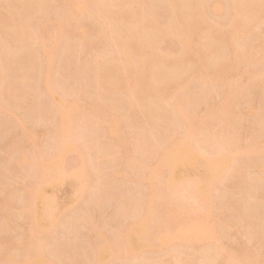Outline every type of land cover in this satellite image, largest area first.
<instances>
[{
	"label": "rangeland",
	"instance_id": "obj_1",
	"mask_svg": "<svg viewBox=\"0 0 264 264\" xmlns=\"http://www.w3.org/2000/svg\"><path fill=\"white\" fill-rule=\"evenodd\" d=\"M4 1L10 5L4 6L5 9L3 6L0 7V17H3L0 18V20L3 19L0 22H2V25L5 24L0 27L4 29L3 27H6L7 24V26L14 28V30H10L9 26L6 28L10 32L8 38H12L11 35L19 33L21 28L23 29L21 34H24V30L30 31V34L29 32L28 34L33 37L30 36V40L26 37L28 41H25L24 44L21 43V39L25 34L28 35L27 32L22 37L18 34L15 35L16 38L20 36L18 41L12 38V40L15 39L14 41L17 44H14V41L12 43L11 39L7 42L8 40L5 39L7 36L3 37L7 35L5 33L3 36L1 34V37L5 40L2 41L0 37V226L2 227L0 228V264H18L26 259L30 260V264H42L40 260L47 261L46 264H221L222 261V264H234V260L236 261L235 264H243L245 259V264H264V121H262L264 119V115H262L264 114V0L244 2V5H248H245L247 11L244 10L245 6H243L242 20H244L245 25L248 23L250 26L247 25L244 37L238 38L239 43L235 41L238 43V47L235 46L238 48L239 55H234L237 52L235 49L234 53L228 51L224 53V57L231 54L227 57L228 60L224 57L221 58L223 62L227 60L226 62L231 65L234 74L228 72L230 75L228 79L227 77L224 79L223 76L222 79L227 80L225 82L222 79H220L221 81L217 79L208 81L209 79H207L213 85L207 83L206 87H204L205 85L202 86L205 84L204 80L203 82L200 81L202 80L201 73H204L202 71L205 67L201 66L204 62L199 59L197 52L201 50H199L201 44L204 45L203 39H207L208 43L210 42L208 46L211 48H217V50L215 49V55L217 51L219 55L217 54V57L213 59H220L221 48L218 49L220 46H216L218 43L214 37L207 35L209 34L206 32L207 30H204V33L201 31L198 36L199 40L205 32L206 37L214 38V40L212 41L204 36L201 40L203 43H201L197 39L198 37L195 38L196 41L195 43L193 41L192 45L193 50L188 53L189 58L187 57V59L189 61L185 59L187 62L182 61L180 62L181 65L180 63L177 64L179 67L175 66L176 59L179 58L178 54L180 53L182 39L178 41V35L174 37L169 34L168 36V32L163 33L167 36L163 35L162 40L159 39L161 36L157 35L161 27H167L168 22H170L168 18H171L172 10H170L169 5L170 12L166 10L168 4L166 0L146 1L148 5L152 1L151 4L156 5H154L156 8L149 5V7H154V9L150 8L154 12H148H151L152 15L155 14V16L153 15L154 19L149 14V16L144 17L143 12L147 8L145 0H143L144 2L134 0L137 5H140V7L138 6V13L137 9L132 7L134 11L136 10L135 15L138 18L140 15V19L136 18L135 22L134 19L130 20L133 17L131 12H129L131 16L128 12L127 14L124 13L127 8L129 9L128 0H124L125 3L122 0H103V3L104 1L110 3L106 5L107 7L104 6L105 9H109L110 5L116 2L121 4V6L120 4L116 5L117 7L113 5L112 9L110 8L112 11H114L113 7L115 11H118L117 9L121 7L124 9H120L121 13L115 19L113 18L115 16L110 15V12L107 11L108 9H102L103 6L101 9H95L90 5L92 3L89 0H79L81 10L77 11L82 12L85 10L87 14L84 11L82 13L85 16L83 17L81 13V17L78 13L80 16L78 17L83 21V23L80 22L83 25L78 31H75L76 27L74 26L76 25V18L77 23L80 19L75 16L73 22L70 18V15L74 16L72 14L76 11L73 10L72 14H68L71 13L67 6L69 0H41L44 5L42 2L39 3L40 0H37L38 2L30 0L36 6L31 5L29 0H11L14 3L10 0H0V4ZM111 1H113L112 4ZM177 1V4L180 3V6L177 5V7L179 6V14L186 13L184 10L189 3L185 0H181L182 3L185 1L184 4L180 0ZM195 1L197 3L201 1L202 3L201 5L196 4L199 5V8L202 7V10L204 8V14H202L201 9L198 10L200 12L198 13L200 17H204L206 26L212 24L216 27V23L217 27L223 25L227 27L228 23L232 25L230 18L233 7L231 5L233 4L231 3L235 2L234 0ZM131 2L130 4H132ZM136 2L131 6H135ZM165 2L166 4H164ZM23 3L29 4L30 7H28L32 10L27 11L28 8ZM123 3L126 6L128 5L126 9ZM140 3H144L145 8ZM214 3L221 4H219L220 10H212L211 6ZM37 4L40 6L38 5L39 7L35 11L36 8L33 10V7H37ZM23 5L25 7H22ZM164 5H166V8ZM181 5L184 7L182 8L183 12L180 13L182 11L179 10ZM249 6L251 8L254 6V9L249 8ZM141 7L143 8L141 10L143 14L139 11ZM189 7L187 9H189L190 14L191 6L189 5ZM20 8L23 9L20 10ZM66 8H68V12ZM14 9H16L15 11L19 9L17 11L18 15L23 14L19 19L18 15L15 16L17 12L13 11ZM99 10H105V13H108L107 17H105L104 12H99ZM95 11L99 12L101 16L104 14V18L96 20L100 15L97 14V17L93 15L96 14ZM244 11H246L245 14ZM64 13L68 14V20L67 14L64 15ZM122 13L125 16L122 15L119 22L118 18ZM250 13L251 16H249ZM26 14L30 16H26ZM126 15H129L127 17L129 20L124 19ZM245 15H248L249 18L244 17ZM13 17H16L17 19H15L18 21L16 22ZM25 17V22L24 20L20 22V19L22 21ZM146 17L148 19L149 17L152 18L149 20L151 23L146 21L148 20ZM186 17L187 14L183 15V18L186 19ZM243 17L253 21L249 20L250 22H248ZM5 18L10 20L4 23L6 22ZM106 18L108 20L112 19L108 22ZM190 18L191 21H195L197 17L192 15ZM141 19H146V22H142ZM189 19L183 20L182 26L184 22V26L187 25L188 21L192 25L193 22ZM127 20L128 22H126ZM138 20L139 22H136ZM197 20V22L195 21L196 25L199 18ZM14 21L15 24L12 23ZM129 21L131 22L129 23ZM166 21L167 23H165ZM208 21H212V23L209 24ZM107 22H113V24L111 23L112 26L111 24L107 25ZM147 22L150 26L152 25L151 28H155L151 29L149 27L148 32L152 33V30H156L154 33L158 36L154 34L153 37V34L151 36L148 34L147 27L149 25L143 27L151 39L158 38L151 43H155V46L154 44L151 46L159 49L162 53L170 54L165 55L172 60L168 64L173 63L171 69L172 66L176 68L170 71L169 65L168 69L170 70L168 72L167 63L159 64V62H155L160 65H158L159 67L153 63L154 69H156L155 71L153 69V72L164 73L160 70L162 69L161 65H163L166 74L169 73L167 77L160 73V78L162 75L164 76L161 79L159 78L160 84L158 79V83L156 81V84H154V80L147 78L148 76L145 77L152 74L150 65L147 67L150 71L149 74L148 71L147 73L144 72L146 70L137 73V75L136 73L134 75L132 70L127 71L131 67V64L128 63L129 59L136 57L137 60H141L140 58L144 55L142 62L145 59L151 62L154 53L150 51L153 49V52H158L150 45L138 47V43L137 45L134 43L141 41L143 35H146L145 30H142L141 27L142 23L147 25ZM44 23L47 24L45 25L50 30V32L48 31L49 37L46 44L42 43V38H40V29ZM124 23L128 24L125 25ZM16 24L18 26L22 25V27L19 26V30H17ZM118 24L121 27L120 25L118 27ZM123 24L125 27H123ZM60 25L63 27L62 29ZM136 25L142 30L141 33ZM196 25L193 24L192 26ZM104 26H110L107 31L113 27L114 29H110L108 32L114 34L113 37L122 38L120 39L122 41L119 42V39L115 37L116 40L113 37L111 38L113 41L110 40L112 34L109 37ZM163 27L162 29H164ZM121 28L123 32H120V34L123 33V35L120 36L118 31ZM130 29H134L132 33L135 35L136 30L138 34L140 33V35L135 36L136 39L142 37L135 41L133 39L134 34L127 33ZM235 30L236 28H234ZM33 31L35 35H33ZM37 31L39 34L36 35ZM111 31L116 32V34ZM142 33L143 35H141ZM125 34L130 35V38ZM148 35L143 37L142 44ZM125 36L126 38H123ZM105 39L107 42L104 41ZM124 39L128 42L125 44H128V48L125 45L120 47ZM127 39L132 41H127ZM151 39L149 38V42ZM108 40L113 43L118 40L117 43L119 42V47L123 52L119 48L117 49L112 42L110 44ZM157 40L159 41L156 43ZM5 41L9 43L6 44L7 46L4 45ZM204 41L207 44L206 40ZM214 41L215 45L211 46ZM145 42L147 43L144 44H149L147 40ZM18 43L19 45L21 43V45L19 46ZM43 45H45V52L42 49ZM111 45L115 49H111ZM104 46L111 51L105 49ZM255 48H257V58L252 56V50H255ZM116 50H119L117 52L120 53L118 54ZM124 51L132 56L128 58V54H121ZM131 51L136 52V54ZM149 53L152 56L149 57L147 55ZM117 56L122 57L118 59ZM123 58L124 62L126 60V64L121 62ZM117 60L120 67L123 63L127 67L120 68L117 65ZM116 62L119 69L125 70L126 77H129L128 80L133 79V76H135L134 80L140 79L131 80L132 82L126 84L125 75L122 76L123 80H121L122 72L116 74L117 77L115 74H111L114 70L112 68H117L115 66ZM151 63L148 62L147 64ZM50 66L51 68H49ZM158 68L160 71L156 72ZM50 70L51 74H49ZM108 70L109 72H107ZM100 71H102V74L104 72V76L99 73ZM143 72L145 76L142 75ZM105 73H110L114 76V79L121 83L110 81V75L105 77L107 75ZM129 73L133 78H130ZM95 74L98 76L100 74L102 78L101 76H95ZM177 74H179L178 78ZM141 75L143 78H141ZM205 75L203 77H207ZM171 76L174 78L171 79ZM95 77H98L97 83L99 82V84L97 85H100L101 88L96 86ZM144 78H147L145 79L147 81L151 79L149 81L155 86L150 84L149 81L148 83L155 88L160 85V91L164 86H169L168 88L165 87L166 90L163 89L164 92L162 91L164 98L155 95L151 97L150 95L151 100H149L152 101L150 103L146 101L147 95L140 94L143 97L145 96V105H143L148 110H145L143 105L140 107L139 104L134 107L135 105L131 104L134 101V94L130 98L127 96V92L129 94L138 92L137 88H141L140 85ZM196 78L201 83L198 79L196 81ZM101 79L104 80L103 83L106 81L107 84L101 85ZM144 82L143 84H145ZM221 82L223 84L219 85ZM102 86L104 87L102 88ZM49 90L52 93H49ZM165 93L169 97L165 96ZM50 95L51 97H49ZM140 95H136L137 98L135 99L141 98L143 101V97ZM147 97L149 98V96ZM154 97L156 98L154 99ZM166 97L169 98L167 99L168 103L161 105L160 102L166 100ZM157 98L161 100H157ZM142 101L138 100L136 103L142 104ZM65 102L70 105L66 113L62 112ZM150 104L154 108L149 107ZM95 106H97L98 112L95 110ZM137 107H140V111ZM142 108L145 111L141 110ZM109 112L114 114H109ZM96 113H99L100 118ZM114 115L116 116V124L111 128V122L107 123V121H111L112 119L108 117L113 116L112 118H114ZM173 137H175V140L185 141L198 157L193 159L183 156L177 157L178 150L173 148L167 156L171 161L170 167L165 168L167 167L165 166L166 170L163 168V173L160 170L161 172H156V176L154 175L151 178L154 162L163 154V151H166L164 148L169 147L171 143L169 140L173 141ZM166 142L167 145L169 144L168 146H166ZM99 148L102 151L98 153L97 149ZM261 148L262 150H260ZM161 150H163L162 154L160 153ZM104 154H108L107 157ZM64 159L65 168H63ZM215 160L219 161H217L218 164L216 163L217 167L213 165L214 168L211 169L209 164L212 161L215 163ZM167 165L169 166V164ZM218 165L220 166L218 167ZM41 167L43 168L41 171L46 173L47 177V174H49V180L46 176H43L42 178L46 177L47 180L46 182L43 181L44 183L41 180L38 182V185L43 184V187L39 193L34 194L35 186L38 187L34 181H39L36 178L39 179L40 176L44 175L38 170ZM167 169H169L170 177L173 179V187L178 185V182L182 183L184 181L183 184L185 183V185L180 186L183 187L182 189L176 186L177 188L174 187L173 191L168 190L173 187L169 185ZM84 170L87 175L85 177L88 178L87 182L83 179ZM186 181H189V183L187 184ZM85 185L87 186L85 187ZM166 185L169 188L166 189ZM32 186L34 191H32ZM189 187L193 188L190 192L188 191ZM153 189L159 193L156 194H158L157 197L160 201L157 200L158 198H156V201L154 200L156 202L154 206L158 207L155 211L156 214H148L147 212L153 209V207L151 208V204L153 205L151 202L155 198L150 197L155 192L153 194L148 192H152ZM159 190L164 192L162 191V193ZM30 194L32 197L29 196ZM29 199L34 201L30 202ZM157 201L162 204L156 205ZM29 215L33 219H29ZM154 215H156V218L161 215L158 218L165 220L164 222V220L159 219V222H161L159 225H164V230L169 228L171 230L173 227L175 229L179 224L188 222V224L193 225L203 223L201 226L199 225L201 232L193 238V241H191V238L184 240L179 239V237H170L167 241L155 240L156 233L152 236L149 230L151 232L152 228L154 232L158 229L160 231L162 227L157 226L156 228L155 225L153 228L150 224L149 230H147L149 223L146 225L144 220ZM155 221L151 219L150 222L154 223ZM147 222H149L148 219ZM156 222L158 223V221ZM166 226L169 228L165 229ZM163 229L162 231H164ZM251 229H253L252 232ZM98 237L102 239L101 242ZM140 237L144 238L141 239ZM92 238L96 241L94 242ZM120 238H124V240H120ZM182 240L185 241L184 244ZM109 241L111 242L109 243ZM121 242H123L122 245ZM94 243L98 244L95 248L96 244ZM36 244L37 246H34ZM38 244L41 245L40 249H38ZM114 245L115 247H113ZM244 248L247 250H244ZM29 251L30 253H28ZM33 252L36 253H34L35 256H33ZM241 253L244 255H240ZM37 257H41V259H36ZM232 257L235 258L232 260ZM240 257L241 259L244 258L242 259L243 263H241Z\"/></svg>",
	"mask_w": 264,
	"mask_h": 264
},
{
	"label": "bare ground",
	"instance_id": "obj_2",
	"mask_svg": "<svg viewBox=\"0 0 264 264\" xmlns=\"http://www.w3.org/2000/svg\"><path fill=\"white\" fill-rule=\"evenodd\" d=\"M10 1H11V0H10ZM36 1H37V0H36ZM38 1H39V0H38ZM38 1H37V2H38ZM42 1H44V0H42ZM42 1L40 0L39 3L42 2ZM45 1H46V0H45ZM89 1H90V3H92V4H90V5H92L93 7H95V9H99V8L101 9L102 6H103L102 9H105V8L107 7L106 5H109V4H110L109 1H108V2H107V1H104V3H103V0H89ZM118 1H119V0H118ZM125 1H126V0H125ZM125 1L122 0V2H124V3H125ZM131 1H132V2H131ZM138 1H139V2H142L143 0H142V1H141V0H138ZM146 1L148 2V0H145V4H147ZM155 1H157V0H155ZM162 1H163V0H162ZM164 1H165V0H164ZM166 1H168V2H167V3H168V4H167V8H168V5H169V6H170V10H172V11H171L172 13H171V16H170L171 18H168V16H169L170 14L167 16V18L170 19V22H168V24H167L168 26H167V27H163V26H162L164 29H162V27H161V29L159 28L160 30L157 32V35H158L159 37L161 36V38H159V39H161V40H162V38H163L165 35L167 36V34H168V36H169V34H170V35H172V36H174V37H176V35H178V36H177V37H178V38H177L178 41H180L179 39H182V41H181V43H180V45H181V49H180V51H179L181 54H180V53L178 54L179 58L176 59L177 62H176V64L174 63L175 66H178V65H179L178 63H180V62H182V61L184 62V61L188 60V59H187V57L189 58L188 53H190V52L193 50V47H192V45H193V41H194V43H195V41H196L195 38H197V37L199 36V32H201V31L203 32L204 30H207L206 32L209 33V34H207V35H211L212 37H214V38L216 39L215 41L218 43V44H216V46H217V45L220 46V47H218V49L221 48V56H220V59H221L222 57H224V53H227V51H228L229 53H230V52H231V53H234V52L238 49V48H237V47H238L237 44L239 43L238 41H239V39H241L242 37H244L245 32L247 31V30H246V27H247L248 23H247V25H245V24L243 23L244 20H242V12H243V6L248 5V4H245V5H244V2L248 3L249 0H248V1H245V0H234L235 2H232V1H233V0H232V1H231L232 3L230 2L231 4H233V5L230 4V5L233 6V7H232V9L229 7V9H231V13H232V16H231V18H230V20H232V22H231L232 25H230V23H228V26L230 25L229 27L227 26V24H226L227 27H224L225 25H223V26H221V27H217V26H218L217 23H216V27H215V26H212V24H210V22L212 23V21H208L210 25L206 26V25L204 24V23H205V21H204V20H205L204 17L202 18V16H201V17L199 16V13H200V12H199V11H200L199 9L202 10V7L199 8L198 6L202 4L201 1H200V3L198 2L199 5H197L198 3H197L196 1L194 2V0H193V1H192V0H185V1H187V3H189V5L191 6L190 14H189V11H188L189 9H187V8H190L189 5H188V7L185 5L187 8H185L184 12L186 11V13H184V14L181 13V12H183V9H182V8L184 7V6L181 5V7L179 8V10H182V11H180L181 14H179V12H178V7L180 6V5H179L180 3L177 4V2H178L177 0H166ZM180 1H181V0H180ZM182 1H183V0H182ZM182 1H181V3H182ZM185 1H184V3H185ZM197 1H199V0H197ZM252 1L254 2V0H252ZM11 2H12V1H11ZM30 2H31V3H30ZM105 2H106V3H105ZM112 2H113V1H111V4H112ZM120 2H121V1H120ZM122 2H121V3H122ZM128 2H129V3H128ZM128 2H127V3H128V5H129V9L127 8L128 5L126 6V5L123 3V5L125 6V9H126V8L128 9V10L126 9L124 13L127 14V12H128V13L131 12V13L133 14V15H132L133 17H132L130 20H133V19H134L133 21L135 22V19L138 18V16L135 15L136 10L134 11V9H137V13H138V9H139L140 5H139V4L137 5V2L134 1V0H128ZM130 2H131L132 4H130ZM134 2H136V5H135V6H131V5L135 4ZM143 2H144V1H143ZM152 2H153V1H152ZM152 2H151V3H152ZM250 2H251V1H250ZM253 2H252V3H253ZM255 2H256V0H255ZM12 3H14V2H12ZM18 3H21V2H18ZM18 3H17V4H18ZM29 3H30L31 5H35V6H36V4H34V3H33L32 1H30V0H29ZM108 3H109V4H108ZM149 3H150V2H149ZM151 3H150L149 5H153V4H151ZM154 3H156V2H154ZM184 3H182V4H184ZM187 3H186V4H187ZM196 3H197V4H196ZM1 4H3V5H1ZM1 4H0V7L3 6V8L5 9L4 6H6V5L8 6L9 3L6 4L5 1H4V2H1ZM4 4H5V5H4ZM23 4L26 5V3H23ZM42 4H43V2H42ZM67 4H68L67 6L69 7V11L71 10V13H68V14H72V13L74 12L73 10L76 11V13L74 12V13L72 14V15H74V16H71V15H70V18H71L72 20L75 19V16H76V17L79 16L78 13H80V16L82 17L81 13L84 12L85 10L82 11V12H80V11L78 12V11H77V10H81L80 7H79V5H80L79 0H71V1L69 0V1L67 2ZM119 4H120L119 2H118V4H117V2H116V3H113V5H114L115 7H117ZM140 4H141V6H142V4H143V7H144V8H145V6H147V8H149L147 11H146L147 8L144 10V11L146 12V13L143 12V13L145 14L144 17H145V16L152 15V14H150L151 12H150V13H148V12H149V11L154 12L153 9H154V7L156 6L155 4H154L155 6L153 5L154 7H153V6H152V7H151V6L149 7L148 4L144 6V3H140ZM162 4H163V3H162ZM164 4H166V2H165ZM219 4H220V3H219ZM219 4H218V3H217V4L214 3V4L211 6L212 10H213V11H218V10H220V8H221L220 5H221V4H220V5H219ZM255 4H256V3H255ZM9 5H10V4H9ZM38 5H39V4H37V7H33V6H31V7H33V10L36 8V9H35V11H36L37 8L40 6V5H39V6H38ZM43 5H44V4H43ZM113 5H110L109 9L107 8L108 10H107V9H105V10H107L108 12H110V15L115 16V17H113V18L115 19V18H117L116 16H117L118 14L121 13V10H120V9H121L122 7H121L120 9H117V8H116L118 11H115V8L113 7L114 11H112V10H110V8L112 9V6H113ZM116 5H117V6H116ZM177 5H179V6L177 7ZM230 5H229V6H230ZM250 5H252V4H250ZM7 6H6V7H7ZM19 6H20V5H19ZM19 6H17V7H19ZM28 6H29V4L26 5V8H28L27 11L32 10V9L29 8L30 6H29V7H28ZM104 6H106V7L104 8ZM120 6H121V4H120ZM124 6H123V7H124ZM130 6H131V8L133 7L134 9L132 8V10H131ZM138 6H139V7H138ZM157 6H158V5H157ZM196 6L198 7V9H197ZM255 6H256V5H255ZM22 7H25V6L23 5ZM164 7L166 8V5H164ZM253 7H254V6H252V8H251V7L249 6V8H251V9H254ZM118 8H119V7H118ZM150 8H153V9H150ZM155 8H156V7H155ZM167 8H166V10H167L168 12H170V11H169V8H168V9H167ZM245 8L247 9V6L244 7V10H246ZM249 8H248V9H249ZM22 9H23V8H22ZM22 9L20 8V10H22ZM66 9H67V12H68V8H66ZM66 9H65V10H66ZM90 9H91V8H90ZM90 9H89V10H90ZM186 9H187V10H186ZM251 9H250V10H251ZM15 10H16V9H14L13 11H15ZM93 10H94V9H93ZM105 10H104V11L99 10V12H102V13L104 12V13H105ZM109 10H110V11H109ZM122 10H124V9L122 8ZM141 10H143L142 7L140 8L139 11H141ZM192 10H193L194 13L192 12ZM198 10H199V11H198ZM203 10H204V8H203ZM203 10H202V12H203ZM11 11H12V10H11ZM17 11H19V9H18ZM17 11H15V12H17ZM87 11H88V10H87ZM107 11H106V12H107ZM187 11H188V12H187ZM213 11H212V12H213ZM246 11H247V10H246ZM246 11H244V14L246 13ZM251 11H252V10H251ZM22 12H23V11H22ZM90 12H91V11H90ZM90 12H89V13H90ZM95 12H96V11H95ZM99 12H96V14H93V15H95V16H96L97 14L100 15V17H97V16H96L97 18L94 17V18H96V20L99 19V18H102V17L104 18V14L101 16V14H100ZM122 12H123V11H122ZM155 12H156V11H155ZM191 12H192V13H191ZM198 12H199V13H198ZM253 12H254V11H253ZM0 13H1V11H0ZM11 13H12V12H11ZM13 13H14V12H13ZM25 13H26V12H25ZM31 13H33V12H31ZM31 13H30V14H31ZM84 13H86V11H85ZM84 13H82V14H83V17L85 16ZM140 13H142V11H141ZM140 13H139V14H140ZM143 13H142V14H143ZM214 13H215V12H214ZM248 13H249V12H248ZM28 14H29V12H28ZM28 14H26V16H30V15H28ZM66 14H67V13H64V15H66ZM68 14H67V20H68ZM75 14H76V15H75ZM86 14H87V13H86ZM125 14L122 13L121 15H119V18H118V19H119V20H118L119 22H120V17H121L122 15L125 16ZM148 14H149V15H148ZM186 14H187V17H186V19H185V18H183V15H186ZM202 14H204V12H203ZM202 14H200V15H202ZM244 14H243V15H244ZM12 15H13V14H12ZM16 15H18V12H17V14L15 13V16H16ZM21 15H23V14L20 13V14L18 15V19L20 18ZM107 15H108V13H107V14L105 13V17H107ZM129 15L131 16L130 13H129ZM129 15H126L125 18H124V16H123V18L126 20V18H127ZM153 15L155 16V14H153ZM153 15H152V17H153V19H154V16H153ZM188 15H190V16H188ZM192 15H195L197 18H199V22L197 23V25H196V22L198 21L197 18L195 19L196 22H195V21H191V20L193 19V18H190V17H192ZM80 16H79V17H80ZM91 16H92V13H91ZM141 16L143 17V15H141ZM181 16H182V17H181ZM203 16H207V15H203ZM246 16L249 18V16H251V13H250L249 16H248V15H245L244 17H246ZM79 17H78V18H79ZM134 17H135V18H134ZM150 17H151V16H150ZM150 17H149V19L146 17V19H148V20H146V19H145V20L149 22V20L152 19V18H150ZM188 17H189L191 20H190ZM193 17H194V16H193ZM244 17H243V18H244ZM0 18H3V17L1 16ZM7 18H8V17H7ZM7 18L4 19V20H6V22H4V23H7V21L10 20V19H7ZM11 18H12V17H11ZM13 18H14V20L17 19L16 17H13ZM15 18H16V19H15ZM21 18H22V17H21ZM182 18H183L184 21L187 20V19H189L191 22H193L192 25L195 24L196 26H192V25H190L189 21H188L189 24L186 23L187 25L184 26V24H185V22H184V23H183V26H182V22H183V20H182V22H181V19H182ZM194 18H195V17H194ZM201 18H202L203 20H202ZM248 18H244V19L247 20L248 22H250L251 19H249V20H250V21H249ZM250 18H251V17H250ZM25 19H26V17L23 18L22 21H21V19H20V22H23V20H24V22H25ZM79 19H80V18H79ZM82 19H83V18H82ZM106 19H107L108 22H110V20H111L112 18L109 19V20H108V18H106ZM106 19H105V20H106ZM127 19L129 20V18H127ZM138 19H140V15H139V18H138ZM142 19H143V18H142ZM142 19H141V20H142ZM168 19H167V20H168ZM252 19H253V18H252ZM63 20H64V18H63ZM103 20H104V19H103ZM128 20H127L126 22H128ZM141 20H140V21H141ZM145 20H142V22H144ZM206 20H208V18H206ZM0 21H3V19H1ZM17 21H18V20H16V22H17ZM69 21H70V20H69ZM75 21H76V23H75L76 25H75L74 27H76V29H77V30L75 29V31H78L79 29L82 28V25H83L82 23H83V21L80 19L79 23H77V22H78V21H77V18H76ZM81 21H82V23H80ZM121 21H123V20H121ZM146 21H145V22H146ZM252 21H253V20H252ZM252 21H251V22H252ZM9 22H11V21H9ZM73 22H74V20H73ZM73 22L71 21L72 24H73ZM108 22H107V25H109V24H111V23L113 24V22H111V23H108ZM123 22H124V21H123ZM130 22H131V21H129V23H130ZM136 22H139V20L136 21ZM148 22H147V25H145V24L143 25V23H142V27H141L142 30H145V29H143V27H144V26L147 27V26L149 25V26L147 27V32L149 31V29H150L151 26H152V25L150 26V24H148ZM153 22L155 23V21H153ZM186 22H187V21H186ZM206 22H207V21H206ZM1 23H2V22H0V26L2 25ZM12 23L15 24V21L12 22ZM105 23H106V22H105ZM149 23H151V21H150ZM165 23H167V21H166ZM245 23H246V22H245ZM45 24H46V23L43 24L42 28L40 29L41 31H40V30H39V31H40V33H41V34H40V35H41L40 38H42V43H45V44H46L47 39H48V37H49V33H48V31L50 32V30L47 29V27H46L47 24H46V25H45ZM112 24H111V26H112ZM114 24H115V22H114ZM124 24H125V23H124ZM124 24H123V27H125ZM126 24H128V23H126ZM126 24H125V25H126ZM152 24H153V23H152ZM207 24H208V23H207ZM3 25H5V24H3ZM3 25H2V26H3ZM73 25H74V24H73ZM119 25H120V24H118V27H119ZM153 25H154V24H153ZM213 25H214V24H213ZM8 26H9V25H8ZM8 26H7V24H6V27H5V26L3 27L4 29H2V27H0V37H1V34H2V36H3V34L5 33V34H7V35H4L3 37L5 38V36H7V38H8V35H9V33H10V32H8V31L6 30V28H8ZM16 26L18 27L17 30H19V26H20V28L22 27V25H19V26H18L17 24H16ZM62 26H64V25L62 24ZM105 26H106V24H105ZM105 26H104V27H105ZM136 26L138 27V25H136ZM136 26H135V27H136ZM165 26H166V24H165ZM248 26H250V25H248ZM12 27H13V25H12ZM108 27H110V26H108ZM108 27H105V29H106L105 32H108V31L111 29V28H109V30L107 31V28H108ZM115 27H116V26H115ZM120 27H121V25H120ZM123 27H122V28H123ZM128 27H129V26H128ZM128 27H126L127 30H129ZM149 27H150V28H149ZM156 27L158 28L159 26H156ZM10 28H11V27L9 26V29H10ZM60 28L62 29L63 27H61V25H60ZM122 28L120 29V31H118L119 34H120V32H123ZM138 28H139V27H138ZM138 28H137V29H138ZM234 28H236L235 31H234ZM9 29H8V30H9ZM112 29H114V28L112 27ZM112 29H111V30H112ZM117 29H118V28H117ZM135 29H136V28H135ZM139 29H140V28H139ZM141 29H140V30H141ZM151 29H155V28L152 27ZM10 30H14V28H11ZM10 30H9V31H10ZM17 30H16V31H17ZM121 30H122V31H121ZM124 30H125V28H124ZM133 30H134V29H130L131 32L128 31L127 33H129V34H134V33H132ZM140 30H138V31L141 33L142 30H141V31H140ZM157 30H158V29H157ZM1 31H2L3 33H2ZM22 31H23V29L21 28L20 31H19V33H15V35L17 36V34H18V35H20V36L22 37V36L25 34V32H27V34H28V32H29V34H30V31H25V30H24V34H21V33H23ZM115 31H116V30H115ZM138 31L136 30V32H135L136 35L134 34V37L132 36L133 39H135V41H136V40L138 41V39H140V38L142 37V36L137 37L138 39L135 38V36L140 35V33L138 34ZM152 31H153L152 33H151V32H148V34H149L150 36L153 34L152 36L154 37V34H155L154 32H155L156 30H152ZM233 31H234V32H233ZM52 32H53V31H52ZM57 32H58V31H57ZM62 32H64V31H62ZM111 32H114V31H111ZM116 32H117V31H116ZM116 32H114V33L116 34ZM145 32H146V30H145ZM145 32H144V33H145ZM147 32L145 33L146 35H148ZM167 32H168V33H167ZM206 32H205L204 35H201V40H202V37H204V36L206 35ZM32 33H34L33 35H35V32H34V31H33ZM32 33H31V34H32ZM82 33L84 34V31H83ZM82 33H81V35H82ZM150 33H151V34H150ZM163 33H167V34L164 35ZM203 33H204V32H203ZM203 33H202V34H203ZM29 34H28V35L25 34V35H24L25 37H24V36L22 37V39H21V43L24 44L25 41H28V40H26V37H27L28 39H29L30 36L33 37L32 35H29ZM37 34H39L38 31H37L36 35H37ZM51 34H52V33H51ZM63 34H64V33H63ZM111 34H112V33H111ZM111 34L108 32L109 37L111 36ZM117 34H118V33H117ZM119 34H118V36H119ZM121 34L123 35V33H121ZM121 34H120V36H121ZM137 34H138V35H137ZM174 34H175V35H174ZM15 35H11V37L13 36L12 38L17 39V41H18L19 38H20V36L16 38ZM60 35H61V34H60ZM108 35H107V36H108ZM113 35H114V34H112V36L110 37V40H112V41H113V39H111V38L113 37ZM125 35L127 36V34H125ZM141 35H143V33H142ZM146 35H145V36L143 35V37H146ZM149 35H148V37H149ZM157 35L155 34V36H157ZM163 35H164V36H163ZM58 36H59V35H58ZM126 36L123 37V38H126ZM129 36H130V35H129ZM129 36H127V37L130 38ZM158 36H157V37H158ZM3 37H1V38H2V41L6 39V41L8 40L7 42H9V40L11 39V42L13 43V41L15 40V39L12 40V38H8V39L5 38V39H4ZM109 37H107V38H109ZM114 37H115V36H114ZM114 37H113V38H114ZM143 37L140 39L141 41H142ZM148 37H147V38H148ZM207 37H208V36H207ZM207 37L205 36V38H207ZM240 37H241V38H240ZM24 38H25V39H24ZM115 38H116V37H115ZM115 38H114V40H116L118 37H117L116 39H115ZM147 38L144 39V40H145V41L147 40L149 44H144V43H147V42H145L144 40H143V42H144L143 44L141 43V41L134 42V43H136L135 45H137V43H138V45H139L138 47H140L141 45H143V47H144L145 45H150V46H151V45H153V44H154V46H155V43H153V44H151V43H152L153 41H155L156 39H158V38H155V39L152 38V39H151V37H149V38L151 39L150 42H149V38H148V39H147ZM214 38L210 39V37H208V39H210V40H212V41L214 40ZM238 38H239V39H238ZM30 39H31V38H30ZM30 39H29V40H30ZM34 39H35V38H34ZM118 39H119V38H118ZM120 39H122V38H120ZM120 39H119V42L122 41V40H120ZM131 39H132V38H131ZM131 39H127V41H129V40H131ZM133 39H132V40H133ZM197 39L199 40V37H198ZM0 40H1V39H0ZM23 40H24V41H23ZM132 40H131V41H132ZM201 40H199V41H201ZM204 40H206V43H207V44H205V41H204ZM6 41L4 42V45H5V46H7L6 44H9V43H7ZM104 41H106V39H105ZM108 41H109V40H108ZM112 41H111V42H112ZM117 41H118V40H117ZM117 41H114V42H116V43H113V42H112V43L114 44V46L116 45L115 47H117V49L119 48L120 50H122L120 47H122L123 45H125L126 43H128V42H126V40L124 39L123 43H124V42H125V43H124V44H123V43L120 44V47H119V42L117 43ZM133 41H134V40H133ZM158 41H159V40H157L156 43H157ZM202 41L204 42V45H205V46H204L203 44H201V46H200V48H199V50H200V49H201V50H200V51L198 50L199 52H197V51H196V52L199 54V56H198L199 59H201L202 62H204V63H202L203 65H201V66L205 67V69H203V67H202V69H203L202 72H204L203 74H204V75L206 74L205 76H207V77H203L204 75L201 73L202 80H200V81L203 82V80H204V82H205V84H203V85L201 84V85H202V86L205 85L204 87H206V86H207L206 84L209 83V84H211V86H212L213 84L210 83V82H208V81H212V80H215V79L220 80V79H222L223 76H224V79H226L225 77H227V79L230 78V75H229V74H230V73H233V74H234V72H233L234 70L231 68V65H228V64H227L226 61L228 60L227 57L230 56L231 54L228 55L227 57H226V56L224 57L225 59H227L226 61H224V62H226V63H224V62L222 61L223 58H222L221 60H220L219 58H218L219 60H218L217 58H216V59H213L214 57H217L216 55L218 54V51H217V53H216V55H215V52H216L215 49L217 50V48L215 47V49H213V47L211 48L210 46H208V45L210 44V42L208 43V42H207V41H208L207 39H203ZM202 41H201V43H203ZM215 41L213 42V44L211 43V46H212V45H213V46L215 45ZM235 41L238 42V43H236ZM106 42H107V41H106ZM109 42H110V41H109ZM109 42H108V43H109ZM111 42H110V44H111ZM15 43H16V42L14 41V44H15ZM21 43H20V45H21ZM139 43H141V44H139ZM235 43H236V44H235ZM0 44H1V41H0ZM16 44H17V43H16ZM113 44H112V45H113ZM18 45H19V43H18ZM20 45H19V46H20ZM112 45L110 46V48H111V49H112V48L115 49V47L112 46ZM235 45H236L237 47H236ZM1 46L3 47V45H1ZM13 46H14V45H13ZM15 46H16V45H15ZM106 46H108V45H106ZM258 46H259V45H258ZM104 47H105V46H104ZM125 47L128 48V44L125 45ZM125 47H123V49H124ZM136 47H137V46H136ZM152 47H153V46H151V48H152ZM201 47H202V48H201ZM255 47H256V46H255ZM153 48H154V50L157 49V48H155V47H153ZM179 48H180V47H179ZM253 48H254V47H253ZM257 48H258V47H257ZM257 48H255V50H252V51H253V52H252V56H253L254 58H257V57H258V54H257ZM42 49H43V51L45 52V45H43ZM105 49H107V48L105 47ZM114 49H113V53H114ZM235 49H236V50H235ZM107 50L109 51L110 49H107ZM125 50H127V49L125 48ZM131 50H133V49H131ZM152 50H153V49H152ZM152 50L150 51L151 53H154V56L152 57L153 59L151 58V62H152V63H151L149 60H147V59H145L146 62H145V60H144V61H143L144 63H143V62H142V58H143L144 55H142V58H140L141 60H137L136 57H135L134 59L131 58V59H129V62L127 61L128 63L131 64V65H130L131 67H130L127 71L132 70V72H133L134 75H135V73H136V75H137V73L142 72V71H144V70H146V71H144V72L147 73V71H148V69H147L148 65H150V68H151V71H152V70L154 69V64H155L156 66H158L159 64H166V63H167V65H168L167 69L169 68V65H170V69H171V65H173V63H172V64H171V63L168 64V62H170L171 58H170V57H166V56H168V55H170V54H167L166 52H163V53H162V51L160 52L159 49H157V51H158L157 53H155V51L153 52ZM110 51H111V50H110ZM117 51H119V50H116V52H117ZM219 51H220V50H219ZM106 52H107V51H106ZM122 52H123V50H122ZM131 52H132V51H131ZM110 53H111V52H110ZM117 53H118V52H117ZM119 53H120V52H119ZM119 53H118V54H119ZM125 53H126V51H124V53H121V54L124 55ZM132 53H133V54H134V53L136 54V52H132ZM151 53H149V54H147V55L150 57V56H152ZM159 53H160L161 55H163V56H161V55L159 56ZM235 53H236V54H234V55H237V54L239 53L238 50H237V52H235ZM126 54H128V53H126ZM138 54H139V53H138ZM138 54H137V56H138ZM150 54H151V55H150ZM166 54H167V55H166ZM123 55H122V56H123ZM165 55H166V56H165ZM186 55H187V56H186ZM218 55H219V54H218ZM238 55H239V54H238ZM122 56H117V57H118V59H120ZM127 56H128V58H130L132 55L130 56V55L128 54ZM129 56H130V57H129ZM178 56H177V57H178ZM124 57H125V56H124ZM149 57H148V58H149ZM145 58H146V57H145ZM168 58H169V59H168ZM211 58H212L213 60H216V61L214 62ZM115 59H117V58H115ZM125 59H126V58H125ZM185 59H186V60H185ZM152 60H153L154 62H153ZM173 60L175 61V59H173ZM171 61H172V60H171ZM188 61H189V60H188ZM117 62H118V60H117ZM117 62L115 63V66H116ZM121 62H124V58L122 59ZM125 62H126V60H125ZM125 62H124V63H125ZM148 62L151 63L152 65H151V64H147ZM155 62H159V64L157 65ZM186 62H187V61H186ZM228 62H229V61H228ZM124 63H123V64H124ZM153 63H154V64H153ZM200 63H201V62H200ZM123 64H121V67H122V68L127 67L126 65L124 66ZM125 64H126V63H125ZM146 64H147V65H146ZM177 64H178V65H177ZM111 65L113 66V64H111ZM117 65H119V62H118ZM180 65H181V63H180ZM123 66H124V67H123ZM156 66H155V68H156ZM159 66H160V65H159ZM159 66H158V67H159ZM206 66H208V67H206ZM110 67H111V66H110ZM116 67H117V66H116ZM119 67H120V65H119ZM119 67H117L116 69L113 67L112 69H114V70H113V71L111 70V71H112L111 74H113V75L115 74V75H116V74H120V72H122V74H121V80H123V77H122V76L125 75L124 77L126 78V79H125L126 84H129L130 82H132V81L134 80L135 76H133V74H132V76L134 77V78H133V77H131V75H130V73H129L130 78H133V79H131L132 81H131L130 79L128 80L127 78H129V77H128V76L126 77V74H125V72H124L125 70H124V69H123V70H122V69H119ZM121 67H120V68H121ZM178 67H179V66H178ZM178 67H177V68H178ZM49 68H51V66H50ZM161 68H162V69H160V70H161V71H164V73H162V72H160V73H162L163 75H165V77H167L169 73L166 74V71L164 70L165 66L163 67V65H161ZM167 69H166V70H167ZM170 69H168V72H169ZM173 69H176V68H173V66H172V69H171L170 71H172ZM231 69H232L233 71H232ZM109 70H110V69H109ZM109 70H108L107 72H109ZM155 70H156V69H154L153 71H155ZM160 70H159V68H158V70H157L156 72H158V71H160ZM127 71H126V72H127ZM153 71L151 72L152 74H151L150 76H149V75H146V76H145L144 72L142 73V75H144L145 77L148 76L147 78H151L152 81H153V80L155 81L154 84H156V81H157V83H158V80H159L161 74H160V73H155V72H153ZM230 71H231V72H230ZM97 72H98V71H97ZM97 72H96V73H97ZM105 72H106V71H105ZM123 72H124V73H123ZM132 72H131V73H132ZM173 72H174V71H173ZM228 72H229V74H228ZM99 73H100L102 76H104V72H103V74H102V71H100ZM127 73H128V72H127ZM149 73H150V71H148V74H149ZM49 74H51V70H50ZM100 74H99V76H98L97 74H95V76L100 77V76H101ZM105 74H107V73H105ZM174 74H175V73H174ZM227 74H228V75H227ZM233 74H231V75L233 76ZM109 75H110V73L107 74L105 77H107V76H109ZM113 75H110V77H111V80H110V81H114V82L116 81V82H117L118 80L114 79V76H113ZM142 75H141V78H143ZM163 75H162V77H164ZM170 75H171V74H170ZM170 75H169V77H170ZM178 75H179V74H177V78H178ZM102 76H101V78H102ZM112 76H113V77H112ZM117 76H118V75H116V77H117ZM138 76H139V74H138ZM98 77H95V78H94V79L96 80V83H95V84H96L97 87H100V88H101L100 85H97V84H99V82L97 83V78H98ZM119 77H120V75H119ZM136 77H137V76H136ZM162 77H161V78H162ZM147 78H144V80L147 79ZM161 78H160V79H161ZM173 78H174V77L171 76V79H173ZM204 78H205V79H204ZM231 78H232V77H231ZM107 79H109V78H107ZM119 79H120V78H119ZM137 79H140V78H137ZM137 79H135V80H137ZM151 79H148V81H149V80L151 81ZM157 79H158V80H157ZM197 79H198V78H196V81H197ZM207 79H209V80L207 81ZM99 80H100V78H99ZM99 80H98V81H99ZM105 80H106V78H105ZM135 80H134V81H135ZM144 80H142V81L144 82ZM217 80H216V82H217ZM222 80H223V79H222ZM229 80H230V79H229ZM103 81H104V80H103ZM103 81H102V79H101V81H100V82H102L101 85H103V84H105V83L107 84L106 81H105L104 83H103ZM128 81H129V82H128ZM142 81H141V82H142ZM148 81L145 80V82H144L145 84H143V82L141 83V85H140L141 88H140V89L137 88V90H138L137 93H138L139 95H140V94H145V95L149 96V98L146 96L147 100H146V99H145V100L148 101V102L150 103V102H152V101H150L152 95L160 96L159 98H162V97H163V96H162V91L164 92V90H166L165 87L168 88L169 86H168V85L164 86V87H163L164 90L162 89V91H160V90H161V89H160L161 87L159 88V86H160V85H159V84H160V80H159V84H158L159 86H158V88H155V87H154L155 85H154L152 82L149 81L150 84H152V85H154V86L150 85V84L148 83ZM161 81H162V80H161ZM198 81H199V79H198ZM200 81H199V82H200ZM220 81H221V80H220ZM220 81H219V82H220ZM223 81L225 82V81H227V80H223ZM223 81H222V82H223ZM94 82H95V81H94ZM116 82H115V83H116ZM118 82L121 83L120 81H118ZM146 82H147V83H146ZM201 82H200V83H201ZM214 82H215V81H214ZM222 82L219 83V85H220V84H223ZM229 82H230V81H229ZM111 83H112V82H111ZM197 83H198V82H197ZM200 83H199V84H200ZM142 84H143V85H142ZM166 84H167V83H166ZM216 84H217V83H216ZM229 84H230V83H229ZM169 85H170V84H169ZM224 85H225V84H224ZM226 85H227V84H226ZM46 86H47V85H46ZM108 86H109V85H108ZM198 86H199V85H198ZM209 86H210V85H209ZM209 86H208V87H209ZM227 86H228V85H227ZM103 87H104V86H102V88H103ZM115 87H116V86H115ZM208 87H207V88H208ZM105 88H107V87H105ZM207 88H206V89H207ZM43 89H45V88H43ZM48 89H49V88H48ZM159 89H160V90H159ZM198 89H199V88H198ZM137 90H136V91H137ZM201 91H203V90H201ZM205 91H206V90H205ZM9 92H10V91H9ZM53 92H54V90H53ZM55 92H56V91H55ZM49 93H52V91L49 90ZM127 93H128L127 96H128L129 98H130V96H132V94H134V96H133V97H134V98H133L134 101H133L132 103L130 102L131 104H133V106L135 105L134 107L138 106L139 104H140V107H141V105L144 104V102H145V101H144L145 96L143 97L142 95H140V96L143 97V101L141 100V98H140V99L138 98V100L142 101V104H141V103H139V102L136 103V102L138 101L137 99H135V98H137V97H135L136 95H138L137 93H130L131 95L129 94V92H127ZM54 94H55V93H54ZM135 94H136V95H135ZM197 94H198V93H197ZM150 95H151V97H150ZM164 95L166 96L167 94L165 93ZM49 97H51V95H50ZM59 97H61V96H59ZM167 97H169V96L167 95ZM167 97L165 98L166 100H164V101L162 100V101L160 102V103H162L161 105H163V103H168L167 99H169V98H167ZM179 97H180V96H179ZM155 98H156V97H154V99H155ZM159 98H157V100H158ZM163 98H164V97H163ZM170 98H171V97H170ZM131 99H132V97H131ZM149 99H150V100H149ZM182 99H183V98H182ZM182 99H181V100H182ZM52 100H53V99H52ZM159 100H161V99H159ZM129 101H130V100H129ZM165 101H166V102H165ZM158 102H159V101H158ZM149 103H148V104H149ZM155 103H156V100H155ZM176 103H177V102H176ZM179 103H180V101H179ZM54 104H56V103H54ZM157 104H158V103H157ZM181 104H182V103H181ZM181 104H180V105H181ZM224 104H225V103H224ZM144 105H145V104H144ZM144 105H143V108L145 107ZM146 105H147V102H146ZM151 105H152V104H150V105H148V106L151 107V108H152V107L154 108V106H151ZM158 105H160V104H158ZM161 105H160V106H161ZM69 106H70L69 103H68V102H65V103H64V106H63V109H62V112L66 113V112H67V109L69 108ZM173 106H174V105H173ZM222 106H223V105H222ZM95 107H96V108H95ZM95 107H93V108H95V110L98 112V108H97V106H95ZM98 107H99V106H98ZM140 107H137V109L139 110ZM229 107H230V106H229ZM143 108H142L141 110H144V109H145V110H148V109H146V107H145L144 109H143ZM147 108H148V107H147ZM180 108H182V107L180 106ZM157 109H158V108H157ZM145 110H144V111H145ZM113 111H114V110H113ZM139 111H140V110H139ZM226 111H227V110H226ZM142 112H143V111H142ZM227 112H228V111H227ZM110 113H111V112H109V114H110ZM112 113H113V112H112ZM112 113H111V114H112ZM229 113H230V112H229ZM96 114H97V116L99 117V115H98L99 113H96ZM113 114H114V113H113ZM113 114H112V115H113ZM225 114H226V112H225ZM262 115H264V114H262ZM114 116H115V115H114ZM225 116L227 117L228 115H225ZM112 117H113V116L108 117V118H111L112 120L110 119L111 121H109V120L107 121V123L111 122V123H110V127H111V128L114 127V125L116 124V123H115V122H116V116H115L114 118H112ZM99 118H100V117H99ZM191 118H192V117H191ZM59 119H60V118H59ZM64 120H65V119H64ZM64 120H63V121H64ZM259 121H260V120H259ZM262 121H264V119H263ZM260 122H261V121H260ZM262 124H263V123H262ZM263 125H264V124H263ZM58 129H59V128H58ZM151 129L153 130L152 127H151ZM64 130H65V129H64ZM64 130H62V131H64ZM30 131H31V130H30ZM143 131H144V130H143ZM25 132H26V131H25ZM57 133H58V132H57ZM59 133H60V132H59ZM63 133H64V132H63ZM26 134H28V133H26ZM171 138H172V137H171ZM173 138H174L173 141H172V140H169L170 138L168 139L169 141H171L170 145L168 144L169 147H170V149H168L169 147H168V148L165 147V143H164V147H165L164 149H166V151L164 152L163 150H161L160 153L162 154V151H163V154H162L161 156L159 155L160 157H158V154H157L158 152L156 153V154H157V157H158V160H156V162H154L155 165L152 167L153 170H152L151 178H152L154 175L156 176V174L158 173V171H160V170L162 171V170H164L165 168L170 167V162H171V161L167 158V156H168V154H169V151H171L173 148L178 150V155H177V157L183 156V157H187V158H190V159H191V158L193 159V158H197V157H198V155L193 151V149H191V147H190L185 141H182V140H179V139H176V140H175V137H173ZM30 139H32V138H30ZM26 140H27V139H26ZM139 144H140V141H139ZM141 144H142V142H141ZM168 145H167V142H166V146H168ZM259 146H260V145H259ZM167 149H168V150H167ZM263 149H264V148H263ZM97 150H98V151H97L98 153H99V151H102V150H100V148L97 149ZM157 150H159V149L157 148ZM260 150H262V148H261ZM100 153H102V152H100ZM103 153H104V151H103ZM105 153H106V152H105ZM54 154H56V153H54ZM104 155H105V154H104ZM106 155H108V154H106ZM106 155H105V156H106ZM52 157H53V156H52ZM52 157H51V158H52ZM106 157H107V156H106ZM100 158H102V157H100ZM155 158H156V157H155ZM166 158H167L168 160H167ZM156 159H157V158H156ZM165 159H166V161L169 162V163H167V162L165 161ZM221 159H222V158H221ZM219 160H220V158H219ZM47 161H48V159H47ZM154 161H155V160H154ZM215 161H216V160H215ZM217 161H218V160H217ZM217 161H216L215 163H214V161L210 162V164H209L210 166H209V167H211V169L214 168L213 165H216V167H217V164H218ZM221 161H222V160H221ZM76 162H77V161H76ZM218 162H219V161H218ZM27 163H28V162H27ZM64 163H65V159H64L63 164H64ZM216 163H217V164H216ZM167 164H169V166H168ZM199 164H200V163H199ZM220 165H221V164H220ZM220 165H218V167H219ZM165 166H167V167H165ZM164 167H165V168H164ZM63 168H65V164H64ZM84 168H85V167H84ZM163 168H164V169H163ZM41 169H43V168L41 167V168H39L38 170L41 171ZM165 170H166V169H165ZM39 171H38V172H39ZM45 171H46V170H45ZM64 171H66V170H64ZM161 171H160V172H161ZM167 171H168V174H169V169H167ZM170 171H171V170H170ZM38 172H37V173H38ZM156 172H157V173H156ZM41 173H44V172L41 171ZM47 173H48V172H47ZM86 173H87V170H86ZM155 173H156V174H155ZM161 173H163V171H162ZM161 173H160V174H161ZM164 173H165V172H164ZM50 174H51V173H50ZM87 174H88V173H87ZM40 175H41V174H40ZM47 175H48V177L46 176V173H44V175L40 176L41 179H40V178H39V179L36 178V179L39 180V181H37V182L34 181V183H37V186H38L37 188H36V186H35V189H36V190H35V193H34V194L39 193V192L41 191L42 187H43V184H40V183H39L40 185H38V182H40V180H41L42 183L46 182L47 178H48V180H49V174H47ZM85 175H86V174H85V170H84V172H83V176L85 177ZM43 176H46L47 178L44 177V179H43V178H42ZM86 176H87V175H86ZM36 177H37V176H36ZM51 177H52V176H51ZM51 177H50V178H51ZM84 177H83V179H85V181L87 182V179H88V178H86V177L84 178ZM167 177H168V180H169V185L173 187V182H172L173 179H171L170 174H169ZM166 179H167V178H166ZM43 181H44V182H43ZM86 182H85V183H86ZM183 182H184V181H182V183L178 182V185H176V186H177V187L179 186V188H181L180 186H184V185H185V183L183 184ZM186 182H187V181H186ZM190 182H192V180H190ZM167 183H168V182H167ZM179 183H180V184H179ZM188 183H189V181L187 182V184H188ZM192 184H193V182H192ZM33 185H34V184H33ZM35 185H36V184H35ZM174 185H175V184H174ZM199 185H200V184H199ZM86 186H87V185H85V187H86ZM176 186H174V187H176ZM174 187H173V188H169L168 185H166V189L169 188L168 190L171 189V191H173ZM177 187H176V188H177ZM191 187H193V186H191ZM31 188L33 189L32 191H34V187L32 186ZM149 188H150V187H149ZM162 188H164V187H162ZM162 188H161V189H162ZM182 188H183V187H182ZM182 188H181V189H182ZM185 188H186V186H185ZM193 188H194V187H193ZM193 188H190V187H189V188H188L189 190H188V189H187V190L190 192ZM147 190H148V189H147ZM163 190H165V189H163ZM163 190H159V191L162 192ZM175 190H176V189H175ZM178 190H179V189H178ZM178 190H177V191H178ZM183 190H184V189H183ZM179 191H180V190H179ZM154 192H155V194H154L153 196H150V197H152V198L155 197V198L152 199V202H151V203H153V205L151 204V208L153 207V209H150L151 211L147 212L148 214H149V213H151V214H152V213L156 214L155 211H156V208H158L157 206H154V204L156 203L155 201H156V198H158L157 196H158L159 193H158L156 190L154 191V189H153L152 192L149 191L148 193L153 194ZM161 192H160V193H161ZM163 192H164V191H163ZM163 192H162V193H163ZM30 193L32 194V192H30ZM156 193H158V194H156ZM166 193H167V192H166ZM170 193H171V192H170ZM28 194H29V193H28ZM31 194L29 195L30 197H32ZM171 194H172V193H171ZM30 197H29V198H30ZM46 197H47V196H46ZM48 197H49V196H48ZM30 199H31V198H30ZM30 199H29V201H30ZM51 199H52V198H51ZM150 199H151V198H150ZM32 200H33V199H32ZM32 200H31V201H32ZM154 200H155V201H154ZM157 200L160 201L159 198H158ZM26 201H27V200H26ZM31 201H30V202H31ZM33 201H34V200H33ZM33 201H32V202H33ZM49 201H50V200H49ZM144 201H146V200H144ZM150 201H151V200H150ZM161 202H163V201H161ZM164 202H165V201H164ZM26 203H28V202H26ZM149 203H150V202H149ZM161 204H162V203L159 204V202L157 201V204H156V205H161ZM142 205H143V204H142ZM144 205L146 206L145 202H144ZM149 205H150V204H149ZM148 208H149V207H148ZM142 209H143V207H142ZM144 209H145V208H144ZM143 211H144V210H143ZM157 211H158V209H157ZM28 212H29V211H28ZM144 212H145V211H144ZM32 215H33V214H32ZM29 216H30L29 219L32 218L31 215H29ZM157 216H158V215H157ZM160 216H161V215H160ZM160 216H158V217H160ZM3 217H5V216H3ZM33 217H34V216H33ZM158 217H157V218H158ZM157 218H156V215H154V216H152V217H150V218L147 217L146 219H144V220L146 221V225L149 223V224L147 225L148 228L146 227L147 230H149V226H150V224H151V227H153V228L155 227V225H156V228H157V226H160L159 223L161 224V222H159V221H160L159 219H161V221H163L164 219H163V218H158V220H157ZM32 219H33V218H32ZM147 219L149 220V222H147ZM151 219H153V221H154V220L158 221V223H157L156 221H155L156 223H155V222H154V223H151V222H150ZM244 219H245V218H244ZM246 219H247V218H246ZM164 222H165V220H164ZM246 222H247V221H246ZM200 223H201V222H200ZM247 223H248V222H247ZM2 224H3V223H2ZM131 224H132V222H131ZM152 224H153V226H152ZM162 224H163V223H162ZM164 224H165V223H164ZM202 224H203V223L193 225V224H188V222H185V223H181V224H179L175 229H174V227H173L174 230H173V229L169 230L170 228H169L168 226H166L165 229L169 228V229H167L168 231H167V230H164V229H163V228H164V227H163L164 225H162V226H160V227H162V228L160 229V231H158V230H159V229H158L157 231L155 230V232H154V229L151 228L152 231L150 232V230H149V233H150L152 236H153L154 233H156L155 238H154L155 240H156V239H159V240H163V241L166 240V241H167L170 237H175V238H178V237H179V239H184V240H188V239L191 238V241H193V238H195V237L198 235V233L201 232V231H200V227H199V225L201 226ZM244 224H245V223H244ZM0 225H1V224H0ZM166 225H167V222H166ZM249 225H251V223H249ZM252 225L254 226L253 223H252ZM3 226H4V225H3ZM169 226H170V225H169ZM173 226H174V225H173ZM207 226H208V225H207ZM160 227H159V228H160ZM171 227H172V226H171ZM254 227H255V226H254ZM0 228H2V227L0 226ZM35 228H36V227H35ZM128 228H129V226H128ZM201 228H202V227H201ZM207 228H208V227H207ZM248 228H249V226H248ZM123 229H124V228H123ZM123 229H122V230H123ZM162 229H163L164 231H162ZM205 229H206V228H205ZM172 230H173V231H172ZM207 230H209V229H207ZM252 230H253V229H251V232H252ZM254 230H255V229H254ZM123 231H124V230H123ZM152 232H153V233H152ZM122 233H123V232H122ZM124 233H125V232H124ZM149 233H148V235H150ZM203 233H204V232H203ZM254 234H255V233H254ZM125 235H126V233H125ZM95 236H96V235H95ZM122 236H123V235H122ZM122 236H121V237H122ZM251 237H254V236H251ZM140 238H141V237H140ZM143 238H144V237H143ZM143 238H141V239H143ZM150 238H151V237H150ZM150 238H148V239H150ZM152 238H153V237H152ZM92 239H93V238H92ZM98 239H99V237H98ZM106 239H107V238H106ZM154 239H153V240H154ZM179 239H178V240H179ZM99 240H100V242H101L102 239L100 238ZM107 240H108V239H107ZM120 240H124V238H123V239L120 238ZM175 240H176V239H175ZM93 241L95 242L96 239H93ZM118 241H119V239H118ZM176 241H177V240H176ZM33 242H34V241H33ZM91 242H92V241H91ZM100 242H98V243H100ZM110 242H111V241H109V243H110ZM116 242H117V241H116ZM177 242H179V241H177ZM184 242H185V241L182 240V243H183V244H184ZM186 242L189 243L188 241H186ZM35 243H36V242H35ZM107 243H108V242H107ZM179 243H180V242H179ZM187 243H185V244H187ZM190 243H191V242H190ZM39 244H40V243H39ZM39 244H38V249H40V246H41V245L39 246ZM94 244H96V245L94 246V248L98 246L97 243H94ZM94 244H92V245H94ZM111 244H112V243H111ZM122 244H123V242H121V245H122ZM125 244H126V243H125ZM180 244H181V243H180ZM32 245H33V244H32ZM112 245H113V244H112ZM119 245H120V244H119ZM34 246H37V244L34 245ZM129 246H130V245H129ZM113 247H115V245H114ZM127 247H128V246H127ZM35 248H36V247H35ZM131 248L133 249L132 246H131ZM246 248H247V247H246ZM246 248H244V250H247ZM29 249H30V248H29ZM29 249H28V250H29ZM31 249H32V248H31ZM112 249H113V248H112ZM120 249H121V248H120ZM249 249H250V248H249ZM34 251H35V249H34ZM98 251H99V250H98ZM128 251H129V250H128ZM241 251L243 252V250H241ZM100 252H101V251H100ZM248 252H249V250H248ZM28 253H30V251H29ZM34 253H35V252H33L32 254H34ZM237 253H239V252H237ZM244 253H245V252H244ZM35 254H36V253H35ZM35 254H34L33 256H35ZM101 254H102V253H101ZM247 254H248V253H247ZM235 255H236V254H235ZM240 255H242V253H241ZM243 255H244V254H243ZM243 255H242V256H243ZM31 256H32V255H31ZM218 256H219V254H218ZM226 256H227V255H226ZM100 257H101V256H100ZM29 258H30V256H29ZM234 258H235V257H234ZM234 258L232 257V260H233ZM237 258H238V257H237ZM36 259H41V257H37ZM211 259H212V258H211ZM211 259H210V260H211ZM220 259L222 260V257H221ZM239 259H241V257H240ZM239 259H236V260H239ZM242 259H244V258H242ZM242 259H241V261H242ZM95 260H96V259H95ZM40 261L42 262V264H46V262H47V261H44V260H40ZM241 261H240V262H241ZM243 261H244V263H243ZM243 261H242L241 263L245 264V263H246V262H245L246 259L243 260ZM148 262H150V261L148 260ZM227 262H230V263H231V261H229V260H227ZM232 262H233V261H232ZM235 262H236V261L234 260L233 263L235 264ZM237 262H238V261H237ZM247 262H248V261H247ZM48 263H51V262H48ZM145 263H146V262H145ZM222 263H223V261L221 262V264H222ZM249 263H250V262H249ZM18 264H30V260L26 259V260H24V261H22V262L20 261V263H18ZM147 264H149V263H147ZM152 264H153V263H152ZM158 264H159V263H158ZM191 264H192V263H191ZM226 264H228V263H226ZM250 264H251V263H250Z\"/></svg>",
	"mask_w": 264,
	"mask_h": 264
}]
</instances>
